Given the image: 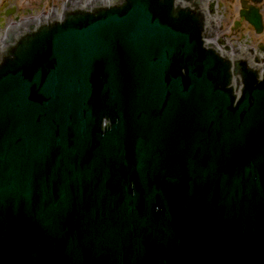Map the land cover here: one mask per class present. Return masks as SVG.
Wrapping results in <instances>:
<instances>
[{
  "label": "water",
  "instance_id": "95a60500",
  "mask_svg": "<svg viewBox=\"0 0 264 264\" xmlns=\"http://www.w3.org/2000/svg\"><path fill=\"white\" fill-rule=\"evenodd\" d=\"M189 4L8 31L0 264H264V69Z\"/></svg>",
  "mask_w": 264,
  "mask_h": 264
},
{
  "label": "flooded vegetation",
  "instance_id": "af4514ba",
  "mask_svg": "<svg viewBox=\"0 0 264 264\" xmlns=\"http://www.w3.org/2000/svg\"><path fill=\"white\" fill-rule=\"evenodd\" d=\"M190 0H176L187 7ZM200 3L212 42L229 60L257 62L264 69V0H193ZM110 0H0V47L10 29L33 31L67 12L107 8ZM209 35V36H210Z\"/></svg>",
  "mask_w": 264,
  "mask_h": 264
}]
</instances>
